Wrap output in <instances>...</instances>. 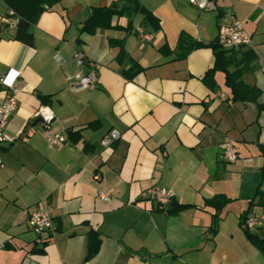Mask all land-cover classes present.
<instances>
[{"label":"crops","instance_id":"1","mask_svg":"<svg viewBox=\"0 0 264 264\" xmlns=\"http://www.w3.org/2000/svg\"><path fill=\"white\" fill-rule=\"evenodd\" d=\"M8 11L0 0V73L18 72L5 127L12 140L0 143V264H264L247 236L264 239V229L240 226L264 213V0H207L203 9L188 0H60L37 18L32 45L12 38ZM91 16L95 26L84 27ZM233 18L250 37L242 78L260 88L256 101L232 100L215 63L218 26ZM89 63L98 65L95 85L70 88L65 76ZM6 92L0 84V103ZM39 106L65 144L48 147L42 121L31 125ZM111 130L119 136L103 146ZM226 138L232 162L218 157ZM152 186L172 191L167 205L147 193ZM45 204L52 228L36 234L28 211ZM91 240L98 246L88 255Z\"/></svg>","mask_w":264,"mask_h":264},{"label":"built area","instance_id":"2","mask_svg":"<svg viewBox=\"0 0 264 264\" xmlns=\"http://www.w3.org/2000/svg\"><path fill=\"white\" fill-rule=\"evenodd\" d=\"M188 2L196 7L203 9L207 0H188ZM216 42L223 48H237L239 46L250 45V37L245 32L242 24L237 19L233 18L229 23L218 26ZM74 62L77 65H84V55L76 51L73 54ZM57 61L60 63L61 60L58 58ZM90 67L87 72H74L65 76L66 82L70 88L82 89L92 88L96 82V71L98 68L97 64L89 63ZM18 76V72H7L0 73V84L6 89V95L0 103V143L5 141H11L12 138L5 132V127L12 113L17 107V99L15 95V81ZM35 116L40 117L41 121L46 128L44 136L48 147L60 146L67 142V138L63 133L51 131L49 129L50 124L53 120V113L47 106H39L35 111ZM119 136L118 131L111 130L102 140L103 146H109ZM218 157L225 162H232L236 159V148L230 138L224 139L220 143V149ZM3 161L0 157V166ZM94 179H100L98 173L94 174ZM147 193L152 196L160 206L164 207L169 203L172 198V191L162 186H152L147 190ZM98 197L104 201L110 199V194L107 190H100ZM27 223L31 231L36 234H41L45 231H49L52 228V207L49 204L43 205V207L28 211ZM241 228L246 231H254L256 229H264V213L258 215H245L240 221ZM3 244L0 243V248Z\"/></svg>","mask_w":264,"mask_h":264},{"label":"trees","instance_id":"3","mask_svg":"<svg viewBox=\"0 0 264 264\" xmlns=\"http://www.w3.org/2000/svg\"><path fill=\"white\" fill-rule=\"evenodd\" d=\"M60 0H4L8 7L7 17H14V32L12 38L19 40L27 45H32L34 40V25L39 15L52 7L53 4ZM138 10L144 13V17L149 19L155 26L158 25L157 19L143 7ZM98 16H91L84 24V27L93 28ZM198 44H196L197 46ZM214 49L215 63L224 66V82L230 88L232 100H250L256 101L261 95V90L255 84L247 83L243 80L242 75L249 67L250 60L254 55L250 50L242 49L244 46L237 48H223L217 42L211 44ZM222 60V61H221ZM206 84L213 87V78L207 72L204 75ZM261 108V106H260ZM227 199L219 202V206L223 205ZM91 236V235H90ZM248 238L259 248L264 250V239H260L257 235L247 233ZM98 246L97 241H90L88 255H92Z\"/></svg>","mask_w":264,"mask_h":264},{"label":"water","instance_id":"4","mask_svg":"<svg viewBox=\"0 0 264 264\" xmlns=\"http://www.w3.org/2000/svg\"><path fill=\"white\" fill-rule=\"evenodd\" d=\"M39 121H41V118H40V117H36V118L32 121L31 125H34L35 123H37V122H39Z\"/></svg>","mask_w":264,"mask_h":264},{"label":"rangeland","instance_id":"5","mask_svg":"<svg viewBox=\"0 0 264 264\" xmlns=\"http://www.w3.org/2000/svg\"><path fill=\"white\" fill-rule=\"evenodd\" d=\"M258 233H264V232H262V231L258 230Z\"/></svg>","mask_w":264,"mask_h":264}]
</instances>
